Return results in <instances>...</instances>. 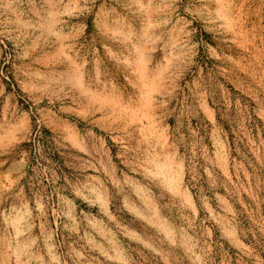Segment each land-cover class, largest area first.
I'll return each instance as SVG.
<instances>
[{"label": "rangeland", "instance_id": "1", "mask_svg": "<svg viewBox=\"0 0 264 264\" xmlns=\"http://www.w3.org/2000/svg\"><path fill=\"white\" fill-rule=\"evenodd\" d=\"M0 264H264V0H0Z\"/></svg>", "mask_w": 264, "mask_h": 264}]
</instances>
